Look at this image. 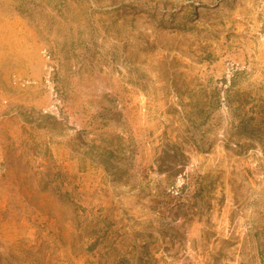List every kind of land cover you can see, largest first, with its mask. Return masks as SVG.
I'll list each match as a JSON object with an SVG mask.
<instances>
[{
    "label": "rangeland",
    "instance_id": "374dc122",
    "mask_svg": "<svg viewBox=\"0 0 264 264\" xmlns=\"http://www.w3.org/2000/svg\"><path fill=\"white\" fill-rule=\"evenodd\" d=\"M0 264H264V0H0Z\"/></svg>",
    "mask_w": 264,
    "mask_h": 264
},
{
    "label": "bare ground",
    "instance_id": "6f19581e",
    "mask_svg": "<svg viewBox=\"0 0 264 264\" xmlns=\"http://www.w3.org/2000/svg\"><path fill=\"white\" fill-rule=\"evenodd\" d=\"M140 38V36H136V38L135 39H139ZM149 71H150V69H149Z\"/></svg>",
    "mask_w": 264,
    "mask_h": 264
}]
</instances>
